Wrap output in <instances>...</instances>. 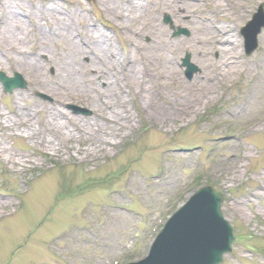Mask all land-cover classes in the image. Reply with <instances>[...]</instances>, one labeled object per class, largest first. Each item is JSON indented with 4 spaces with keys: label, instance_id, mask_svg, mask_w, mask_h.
Returning <instances> with one entry per match:
<instances>
[{
    "label": "rangeland",
    "instance_id": "obj_1",
    "mask_svg": "<svg viewBox=\"0 0 264 264\" xmlns=\"http://www.w3.org/2000/svg\"><path fill=\"white\" fill-rule=\"evenodd\" d=\"M48 1L13 0L26 8ZM117 1L126 20L102 0H55L65 14H86L89 26L108 36L95 59L75 60L86 91H73L61 102L60 92L36 85L41 80L57 86L64 79L66 86L60 66L70 65L73 56L63 37L51 43L41 42L36 33L28 36V43L19 46L22 55L37 57L42 51L33 70L9 61L0 66V72L18 73L27 83L26 90L9 95L0 82V264H112L127 259L135 242V257H141L152 226L204 186L222 195V216L236 234L224 264H264V124L259 122L264 120V29L259 48L249 56L241 35L264 0H181L187 7L178 20L174 8L180 0H167L168 6L157 0L150 12L148 0ZM52 23L43 29L54 31ZM84 26L72 19L71 38L79 44L88 40L78 29ZM156 26L162 34L152 31ZM162 41L171 45L163 55L172 56L170 65L178 72L151 80L139 75L138 85L130 79V65L143 53L160 50ZM187 58L195 69L191 78ZM89 61H95L93 67ZM115 65L120 67L112 82H121L116 102H132V123L113 138L116 149L85 156L90 143L78 139L69 119L98 121L96 116L115 107L97 101L113 97L115 91L100 82L109 85L105 72ZM149 91L154 97L143 104L150 110L166 106L167 122L142 111ZM91 99L98 102L95 108ZM74 105L86 113L70 110ZM54 110L66 115L55 124L66 137L58 153L48 145L58 140L54 125L37 134L25 124L42 123Z\"/></svg>",
    "mask_w": 264,
    "mask_h": 264
},
{
    "label": "bare ground",
    "instance_id": "obj_2",
    "mask_svg": "<svg viewBox=\"0 0 264 264\" xmlns=\"http://www.w3.org/2000/svg\"><path fill=\"white\" fill-rule=\"evenodd\" d=\"M156 2L157 0H148L146 2L147 3L146 5H148L149 7L148 9L149 12H150V7L152 8V6L156 4ZM4 3H5V0L0 2L1 4L0 12H2L3 14L2 15L0 13V66H3V61H9L13 65H15L17 68H21V70H26V71L33 70V68L37 67V60H38L37 57L41 56L42 51L39 50L37 57H33L35 55H30V54H25V56L22 55L23 48L19 46L24 45L25 43H28V36L31 33H36L37 34L36 36L38 37V39L41 40V42L47 41L51 43L57 38L63 37L64 38L63 41H66V43L71 48L72 51L70 52H72L71 56H73V58L71 57L72 62L70 65L65 66V67L60 66V68L64 69V73L66 74L65 76V80L67 83L66 86L64 85L65 84L64 79L60 80L59 83H57L58 84L57 86L50 84L48 87L47 83L43 84V81L41 80H37L38 82L36 83V85L37 86L40 85V87L43 85V87L48 89L49 91L51 89H55L57 90L58 93L60 92L59 99L61 102L63 101L62 96L68 97L70 96V93L73 91H78V90L86 91L84 89V86L81 85L78 79L79 71L77 68L78 65L75 63V60H77V58L81 60L82 57L87 56V55L88 56L90 55L91 57H94L95 59V55L99 52H103L104 50L105 41L108 38V36H106V33L103 32L100 28H98L94 24L89 26L88 24L89 20H87L88 18L86 14H83V16H79V17H76V13L74 14L71 13L69 15L65 14L61 10V8L58 7L55 0H49L47 5H41L37 8L36 6H31V5L26 8L25 6H22L17 2H13V0H6V5ZM102 4L106 6L107 5L111 6L113 10L119 11V13L116 14L118 18H121L122 16L123 20H126L125 19L126 15L122 13V11L119 10L120 8L118 7L119 3L117 0H102ZM162 4L163 6H168L167 0H165L164 3ZM131 6H132V8H130L131 11L135 12L136 9L134 7V4H132ZM186 7L187 6L180 0L179 7L174 8L175 11L178 12V14L174 16L177 20L178 18L181 17L182 10H186ZM132 12H131L132 15L134 16L137 15ZM72 19L74 22L79 21L80 23L85 24L84 27L82 28L80 27L78 29L81 30L83 33H85V35L88 37V40L86 41V43L79 44V42L72 40L71 38L72 33L74 34L73 31H75L76 29L74 27L73 28L71 27ZM43 21L44 23L53 22L52 24L54 25V31L52 30L53 32L51 31L50 33H48V30L46 31L45 29H43V25H44ZM60 27L61 28L63 27V31L62 29L59 30ZM93 27L96 29H94ZM158 27L159 26H156L155 28L152 27V31H157L159 32V34H162L164 29H161V27L159 28ZM75 34H77V32H75ZM226 41L229 42V40L227 39ZM89 43L93 44V48L88 46ZM159 44H160V50L155 49L150 52H145L143 53L141 57L142 58L141 61L138 58H135L133 64L130 65V73H131L130 79L133 78L135 82H138V85H139V82H142L139 75H141L143 79L148 78V80H151L152 77L154 79L156 78L161 79V78H164L165 76L178 72L174 64L170 65V63H172V60H173L171 59L172 56L167 57L165 54L163 55V50H166L167 48L171 49L170 47L171 45L167 43H163V41L160 42ZM43 53L46 54L47 49H44ZM139 53H141V51H139ZM27 55L29 57L26 58ZM51 58L52 57L48 59V62H46V64L52 61ZM114 60L117 61L118 56L115 55ZM107 61H108V64H110L108 59ZM94 64H95V61L88 62V65H91L92 67ZM148 64L152 65L149 69L146 68ZM104 66L105 65H103L102 67ZM117 67H120V66L115 65L114 67L111 68L110 72H105V75L106 76L108 75V77H110L108 80L109 85L105 86L106 84L105 81L100 82V84H104V87H103L104 89L106 90L108 89V91L112 89L113 92L115 91L114 94L117 93L116 89L118 86H120V83H121L119 80L117 82V85H115L112 82V77L114 76V74L115 73L118 74ZM168 68L169 70H167ZM142 69H144V71H142ZM93 70L95 69L92 68V71ZM100 73H103V72H100ZM184 96L187 97V94H185ZM153 97L154 95L151 94L150 91L148 92V94L145 95L141 103V105H143L142 111H145V113L149 117H152V118L156 117V120H160L161 123L167 122L166 118H164L163 116L164 113L166 114L167 112V110L165 109L166 106L157 105L158 106L157 108H155L154 110H150L149 107H146V104H143L145 102H149L150 104ZM117 98L118 96L116 97L114 102H113L114 97L112 98L110 97V100H107L106 98L105 102H107V105L112 106L113 104V106L115 107L114 108L111 107V110L108 114H105L104 116L100 115V119L98 121L97 120L95 121L92 118L89 121H83L81 119L80 122L78 121V119H75L76 121L69 119L73 121L71 122V124L75 123L74 126L76 127L75 130L77 131L78 139H80L83 142L90 143V146L88 147L89 150H87L84 154L85 156H90V155L96 156L97 153H100L103 150L106 151L109 148L110 149L112 147L114 148V144L112 143L114 140L113 138H115L116 136H119V131L122 128L129 127L131 125L132 114L128 107L129 106L128 101L123 100V105H121L116 102ZM97 101L100 102L99 100ZM97 101L95 99L94 100L91 99L89 101V104L95 108L96 105L98 104ZM149 104L147 106H149ZM186 113L187 111L184 110L182 115H186ZM30 116H34L33 113H31ZM17 118H19V116H17ZM6 119L8 120V117ZM63 119H66V115L60 113L59 111L54 110V111H51V113L42 123L40 122L39 123L37 122L29 123L27 121V123L25 124H29L30 127L31 126L34 127L33 131L37 129L38 132L35 131L37 134L38 133L42 134V132H45L44 128L46 129L47 125L51 124L55 126V124L57 123L59 124L60 120H63ZM19 122H21V119H19L17 123ZM17 123H14L13 126L15 127ZM4 126L7 128L13 127L11 125H4ZM55 127L57 129L55 133V137L58 138V140L56 139L55 142L48 143V145L54 149L52 150L55 153H58L59 151L58 145H61L62 143H64V140L66 137L60 133L61 128L59 126H55ZM90 133H94V135L92 136V134ZM7 161H11V160L8 159Z\"/></svg>",
    "mask_w": 264,
    "mask_h": 264
},
{
    "label": "water",
    "instance_id": "obj_3",
    "mask_svg": "<svg viewBox=\"0 0 264 264\" xmlns=\"http://www.w3.org/2000/svg\"><path fill=\"white\" fill-rule=\"evenodd\" d=\"M261 14L244 30L256 38L264 26ZM5 76L0 78L5 81ZM222 199L210 190L199 192L166 225L152 248L150 257L139 264H221L223 255L231 252L234 236L222 220Z\"/></svg>",
    "mask_w": 264,
    "mask_h": 264
}]
</instances>
